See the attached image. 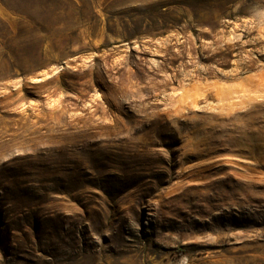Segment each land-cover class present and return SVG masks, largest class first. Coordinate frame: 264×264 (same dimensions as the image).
Here are the masks:
<instances>
[{
	"label": "rangeland",
	"instance_id": "rangeland-1",
	"mask_svg": "<svg viewBox=\"0 0 264 264\" xmlns=\"http://www.w3.org/2000/svg\"><path fill=\"white\" fill-rule=\"evenodd\" d=\"M1 174L0 264H264V0H0Z\"/></svg>",
	"mask_w": 264,
	"mask_h": 264
},
{
	"label": "trees",
	"instance_id": "trees-1",
	"mask_svg": "<svg viewBox=\"0 0 264 264\" xmlns=\"http://www.w3.org/2000/svg\"><path fill=\"white\" fill-rule=\"evenodd\" d=\"M1 175H2V174H1ZM9 178H11V177L6 176V175H2V176H0V180H1V179H9ZM13 184H14V183H13ZM7 193H8V195H10V197H13V198L16 197V196H15L16 194H14V192H12V191H10V192L8 191Z\"/></svg>",
	"mask_w": 264,
	"mask_h": 264
}]
</instances>
